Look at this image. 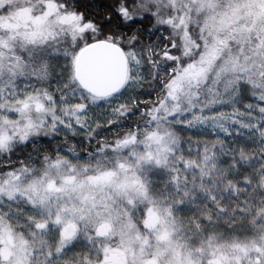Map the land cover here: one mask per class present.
Here are the masks:
<instances>
[{"label": "snow or ice", "instance_id": "1", "mask_svg": "<svg viewBox=\"0 0 264 264\" xmlns=\"http://www.w3.org/2000/svg\"><path fill=\"white\" fill-rule=\"evenodd\" d=\"M0 264H264V0H0Z\"/></svg>", "mask_w": 264, "mask_h": 264}]
</instances>
